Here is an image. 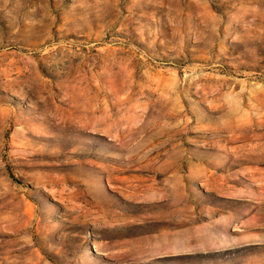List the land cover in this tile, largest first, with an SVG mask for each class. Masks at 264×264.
<instances>
[{"label":"rangeland","instance_id":"obj_1","mask_svg":"<svg viewBox=\"0 0 264 264\" xmlns=\"http://www.w3.org/2000/svg\"><path fill=\"white\" fill-rule=\"evenodd\" d=\"M0 264H264V0H0Z\"/></svg>","mask_w":264,"mask_h":264}]
</instances>
